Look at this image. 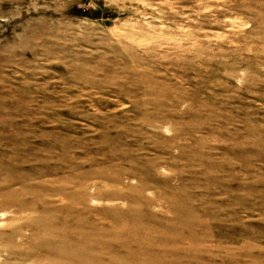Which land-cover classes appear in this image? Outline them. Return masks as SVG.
I'll return each instance as SVG.
<instances>
[{
    "label": "rangeland",
    "instance_id": "374dc122",
    "mask_svg": "<svg viewBox=\"0 0 264 264\" xmlns=\"http://www.w3.org/2000/svg\"><path fill=\"white\" fill-rule=\"evenodd\" d=\"M0 264H264V0H0Z\"/></svg>",
    "mask_w": 264,
    "mask_h": 264
}]
</instances>
